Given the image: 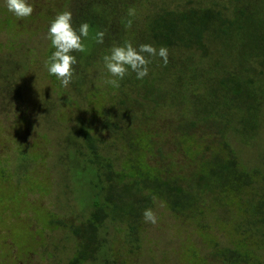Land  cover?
I'll list each match as a JSON object with an SVG mask.
<instances>
[{
	"label": "rangeland",
	"instance_id": "1",
	"mask_svg": "<svg viewBox=\"0 0 264 264\" xmlns=\"http://www.w3.org/2000/svg\"><path fill=\"white\" fill-rule=\"evenodd\" d=\"M121 1L133 4L130 11L136 21H143L153 6L214 5L232 14L236 7L248 5L255 9L264 32V0ZM30 2L47 12L55 3L70 11L77 0ZM16 19L0 0V59L18 63L15 77L20 85L14 95L5 89L1 76L9 73V67L0 64V264H67L76 246L69 226L90 213L92 176L80 168L85 165L82 153H89L81 127L93 134L102 160L110 161L113 170L127 176L139 171L151 179H178L184 187L195 185L202 168L199 153L215 151L221 135L204 123L181 126L187 118L197 122L202 116L192 113L184 88L180 91L172 78H164L165 93L157 98L135 83L105 85L106 73L98 64L86 91L78 94L62 87L45 69L50 57L47 32L36 30L39 22L32 23L33 30L24 26L20 31ZM225 48L230 50V45ZM185 132L199 138L200 144L191 146V151L182 143ZM231 144L248 168L264 171V122L254 140ZM258 193L253 184L222 204L204 196L185 213L154 198L146 209L155 213V224L145 223L142 215L136 232L126 222L109 223L102 232L104 254L87 264H235L234 258L222 255H228V249L255 252L249 263L239 264H264V223L255 228L249 222L252 211L246 207L251 198L257 203Z\"/></svg>",
	"mask_w": 264,
	"mask_h": 264
},
{
	"label": "trees",
	"instance_id": "2",
	"mask_svg": "<svg viewBox=\"0 0 264 264\" xmlns=\"http://www.w3.org/2000/svg\"><path fill=\"white\" fill-rule=\"evenodd\" d=\"M31 4L34 7L32 15L23 20L16 19V23L13 22L16 29L21 31L24 26H31L33 30L32 23L39 22L36 30L47 32L48 27L44 25H49L62 11L71 12L75 28L84 22L90 25L89 38L84 41L85 51L73 53L77 64L69 90L78 94L86 91L92 68L103 65L102 57L114 45L163 46L168 49L167 66L159 57H150L147 77L137 80L135 73L129 72L119 85L135 83L141 85V90L148 89L157 98H162L165 91L161 82L166 77L172 78L180 91L184 88L182 92L192 103V113L196 111L197 116H202L197 122L187 118L181 126L197 127L204 123L209 125L208 130L221 135L215 151L206 156L199 153L202 168L195 185L184 187L178 179H151L149 174L142 176L139 171L127 176L113 170L110 161L102 160L93 134L81 127L80 134L89 153H82L85 165L80 168L92 176L88 192L90 213L79 223L69 226V232L76 237V246L67 264L98 262L106 248L102 232L107 225L126 222L130 231L136 232L142 209L148 208L154 198L164 201L176 213H185L192 212L204 196L222 204L228 198L240 197L247 187L256 184L260 190L257 203L254 204L251 198L246 201V207L253 215L249 222L256 225L255 228L261 227L257 223H264V171L260 167L248 168L231 144L251 142L264 122V32L256 19L255 9L243 5L231 14L214 5L153 6L143 21H136L129 15L133 4L128 6L121 0H77L70 11L64 4L60 7L55 3L47 12L37 9V3ZM98 32L104 34L103 43L96 42ZM225 45H230V50ZM53 51L50 47L49 56ZM0 64L9 67V73L1 78L5 89L14 95L20 91L15 77L18 63L5 57L0 59ZM106 124L112 126L109 121ZM182 138L190 151L191 146L193 149L200 144L194 134L185 132ZM241 244L244 248V243ZM237 250L228 249V255H222L234 258L235 264L249 263L255 258L252 250ZM250 251L253 252L251 257Z\"/></svg>",
	"mask_w": 264,
	"mask_h": 264
},
{
	"label": "clouds",
	"instance_id": "3",
	"mask_svg": "<svg viewBox=\"0 0 264 264\" xmlns=\"http://www.w3.org/2000/svg\"><path fill=\"white\" fill-rule=\"evenodd\" d=\"M8 12L18 19L30 17L33 6L30 0H3ZM132 14L131 11L129 13ZM90 25L81 23L75 28L72 23V14L62 11L50 21L47 29V39L54 49L45 62V69L49 76L55 77L62 87H68L73 82L77 58L73 53L84 52V41L89 38ZM103 33L96 34V42L103 43ZM150 57H159L163 65L168 64V49L154 47L151 44H141L134 47L131 43L112 46L102 57L106 78L103 83L110 87H119L129 72L135 73L137 80H143L149 74ZM145 223L155 224L156 215L151 208L142 213Z\"/></svg>",
	"mask_w": 264,
	"mask_h": 264
}]
</instances>
